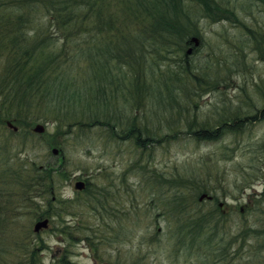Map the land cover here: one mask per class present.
Returning <instances> with one entry per match:
<instances>
[{
	"label": "trees",
	"instance_id": "1",
	"mask_svg": "<svg viewBox=\"0 0 264 264\" xmlns=\"http://www.w3.org/2000/svg\"><path fill=\"white\" fill-rule=\"evenodd\" d=\"M249 1V7L254 4L264 7V0ZM228 4L219 0H0V61L4 65L0 70V128H7L5 122L17 128L15 132L10 131V135L18 138L20 154L26 148L23 143L27 139L23 138L29 125L46 120L56 124V133L64 135L101 129L105 132L106 144L127 141L133 144L135 151L154 148L175 138L214 142L224 135L240 133V123L234 129L230 124L241 122L238 120L243 115V105L232 108L230 102L221 98L216 107L210 106V110L221 112L218 118L211 120L208 113L206 119L195 117L197 101L211 93L223 97L220 90L227 88V84H222L226 77L215 75L211 80L213 74L207 72L211 68L208 58L196 59L197 49L203 47L202 36L185 11L186 6H192L211 22L224 21L244 28L245 21L239 19ZM253 30V34H248V42L243 43L244 48L264 60V27L257 22ZM193 40L198 47L193 48L189 56L185 48L193 46ZM142 41L149 50L144 52L138 45ZM246 51L237 48L239 54L229 67H241ZM149 54L147 58L145 55ZM176 56L187 58L177 61ZM147 61L151 64L150 70L165 69L167 65L163 73H155V82L147 81L143 74L147 71H144ZM168 62L176 66L172 68ZM110 64L116 69L124 65L131 72L141 73L131 74L128 80L113 79ZM222 67L223 64L218 63L215 68L221 70ZM250 103L245 112L253 107ZM126 107L132 111L147 108V120L137 119L134 113L125 116L122 112L121 115ZM42 108L43 114L50 113L52 117L43 120L39 114ZM163 122L170 130L159 136L152 126ZM178 125L188 131L180 133ZM40 135L46 137L44 133ZM44 141L53 147L51 137ZM57 145L58 164L34 163L30 157L23 156L20 167L11 168L7 165L9 159L2 160L5 169H0V213H5L1 211L4 207L11 214L0 219V264H44L38 257V252L45 248L42 240L32 242L24 237L21 240L13 237L18 233L15 231L17 219L24 217L33 222L36 219L50 221V232L56 235L58 244H62V252L49 264H73L69 248L77 242L86 245L96 263L102 259L99 256L102 250L103 256L113 258L111 264H119L122 256L113 254L111 245L120 246L124 242L120 237L133 238L134 232L125 234L124 230V221L130 219V215L134 228L141 216L154 224L164 217L171 249L194 255L195 263L200 264H236L234 259L242 258L239 250L249 244L250 239L264 238V231L250 230L245 225L246 220L235 235L224 230L221 223L238 215L239 210H226L229 203L220 200L218 189L207 185L208 178L199 179L193 174L180 176L179 171L169 175L147 168V163L141 165L132 161L125 167L121 179L127 189L125 194H116L117 184L107 180L108 175L103 172L105 186L91 182L90 178L77 177L76 182L84 186L75 190L73 198L58 196L52 200L48 195L71 178L61 153L63 145ZM130 173L139 174L138 179L146 186L145 204L135 200L132 194L134 187L141 183H125ZM259 196L260 201H264ZM127 198L129 205L125 210L121 202ZM204 202L210 205L206 207ZM67 215L75 221L66 222ZM148 228L146 224L144 232ZM34 233L29 235H37ZM158 239V235H150L141 240L155 243ZM262 240L255 248L247 249L244 264H264V259L255 260L264 254ZM239 243L233 252V246ZM130 264L144 262L140 257Z\"/></svg>",
	"mask_w": 264,
	"mask_h": 264
},
{
	"label": "rangeland",
	"instance_id": "2",
	"mask_svg": "<svg viewBox=\"0 0 264 264\" xmlns=\"http://www.w3.org/2000/svg\"><path fill=\"white\" fill-rule=\"evenodd\" d=\"M224 3H229L228 6L232 7L238 15V18L245 21L244 28H240L238 25L232 26L231 24L224 23H214L203 18L200 13H197L192 6H186L185 11L188 13L189 20L194 22L198 33L201 34V43L203 47H199L196 51L198 54L197 60H203L204 57L208 58V63L210 67L208 69L209 74H213L211 80L215 78V75L218 78L226 77L223 81V85L227 84V88H223V97L217 93L207 94L198 100V110L195 111V117L198 119H206L208 117L212 120L218 118V115H221V112L217 110H210V106L216 107L221 98L225 99V102H230L231 107L243 105L245 108L248 106L249 102L253 105L252 108L246 110L244 108L243 115H241L238 121H233L230 125L231 128L239 126L238 132L234 133V136L231 134L224 135L221 139L214 142H196L191 139L185 138H175L169 140L170 142H164L159 146H154V148H146L145 150L135 151L132 148V143L124 141L119 144L107 143L105 142V132L103 130H95V128L84 131L77 135L76 133L64 135L62 133H56V124L51 123L49 120H46V117H52V114L49 115L43 114V108L41 110L40 117L43 120H46L45 123L41 121L38 123H32L29 125L24 146L25 150L20 154V147L18 138L10 135L11 129L1 127L0 128V169H5V165L2 160L9 159L7 165L11 168L20 167V161L23 160V156L30 157L34 163H56L58 164L59 155L58 153L54 156L51 155V149L54 147H59L57 144L61 143L63 145L62 155H64L65 165L67 166V171L71 177L62 188L56 187V189L48 195V198L51 197L52 200L54 197H65L73 198L75 195V190H78L75 186L77 177L90 178L91 182L101 184L105 186L104 181L105 175L107 174V180H111V183L116 185L115 192L118 195L125 194L127 190L125 185L122 184L121 179L123 180V171L126 166H128L132 161L139 162L141 165L147 163V168L158 169L159 171H165L166 174H175L179 171L180 176L185 174H193L199 179L208 178L209 187H214L218 189V197L220 200H224L229 203L226 210L235 211L239 210L238 215H233L229 220L225 219L221 226H224V230L231 232L234 235L238 233V229L242 227L241 224H244L246 220V226H249L250 230L254 232L262 233L264 231V201H260L261 195L264 198V112H261L264 109V60L257 58V54H254L252 51H246V45L243 43L248 42V34L251 35L254 33L253 27L259 22V26L264 27V7L257 6L254 4L251 7L248 6L249 0H219ZM253 4V3H252ZM132 29V28H131ZM130 32V31H129ZM132 34H137L136 32L131 31ZM238 37L239 39H236ZM145 39V38H143ZM241 42V43H240ZM145 43L142 41L139 46L143 47V51L149 50L145 46ZM198 46H190L185 48V52L189 49L190 56L193 48ZM242 47L246 54L244 62L241 67L237 66L229 67L231 61L236 57L237 48ZM69 50V49H68ZM147 58H150L151 54L145 55ZM177 61H181L184 56H176ZM187 58V57H186ZM184 58V59H186ZM123 59V58H122ZM218 63H222L223 67L217 69ZM163 66L167 63H162ZM121 65V64H119ZM143 73L146 75L145 79L148 81L155 82L156 75L155 73H163L166 70H150V62L147 61L145 64ZM168 65L172 68L176 66L173 62H168ZM113 68V64H110ZM121 70L113 68V71L110 72L113 79L116 77L120 79L128 80L131 74L135 76L136 70L132 72L129 68L121 65ZM4 67L3 63L0 61V70ZM227 67V69H224ZM235 67V68H234ZM150 68V69H149ZM240 70H237V69ZM153 71V72H152ZM178 72V70H173ZM131 72V73H129ZM109 73V74H110ZM151 74V76H150ZM134 82L133 80H129ZM151 83V82H149ZM141 84V83H140ZM138 84V86L140 85ZM131 88V86H129ZM141 88V85L139 86ZM244 88V92H241V89ZM128 110V111H127ZM210 110V111H209ZM125 116L128 113H134L137 115L139 120H147L148 109L137 108L136 110H130V107H126L121 110L120 114L123 113ZM192 114L193 111L191 112ZM190 117V116H189ZM254 117V118H253ZM191 118V117H190ZM29 121V120H27ZM149 121V120H148ZM164 121V119L162 120ZM161 121V122H162ZM158 123V122H157ZM165 122L161 124H153L152 128L155 130L157 135L161 136L164 133H167L170 129L166 128ZM42 125L43 133L46 137H42L39 134H35L31 131L35 125ZM180 133H185L188 131L182 125L177 126ZM75 132V131H73ZM42 133V134H43ZM230 133V132H229ZM48 136V137H47ZM52 139L51 148L46 144L44 140L47 138ZM57 150V149H56ZM58 156V157H57ZM27 160V159H26ZM1 171V170H0ZM103 172L106 174L103 175ZM199 173V174H197ZM208 176H207V175ZM103 175V176H102ZM102 176V177H101ZM139 174H132L125 177V183L127 185L133 183L137 184V181L140 182ZM141 185L134 187L133 193L134 199L138 200L139 203L145 204L147 200L146 186L141 181ZM242 187V188H241ZM58 188V190H57ZM223 196V198H222ZM130 198V197H129ZM121 202L122 207L126 210L128 204V199ZM120 197L117 198V200ZM2 200V199H1ZM0 200V202H1ZM210 204L204 202V206L208 207ZM10 207V205H8ZM242 212H241V211ZM1 211L5 213H0V219L5 217H10L8 209L4 207L1 208ZM130 215V212H129ZM133 216L130 215L125 222L124 230L125 234L134 232L133 238L122 239V244L116 246V244L111 245L114 248L113 254L122 256V259L119 264H130L132 260H138L140 257L143 259L144 264H200L195 263L194 255L190 256L183 253H176L171 249L170 241L168 240L169 234L167 233V223L165 218L162 217L157 221V225L151 223V219H146L143 216L139 218L138 226L134 228L132 225ZM44 219H36L34 222L27 220V218L17 219V224L15 231L17 235H13L14 239L21 240V237H24V240L37 242L42 240L45 248L38 252V257L44 262V264H49L51 260L58 257L62 252V244H58V238L51 229L50 221L48 220L47 227L45 229H40L37 235L31 236L30 233L33 232L32 226L38 221ZM75 221L74 218L66 216V222ZM146 224H149V228L144 229ZM6 232H10L5 230ZM115 231V230H114ZM115 234V233H114ZM122 235L121 233H119ZM28 235V236H27ZM158 235L159 239L155 243L144 242L141 239L147 238V236ZM4 236V235H3ZM1 236V237H3ZM37 236V237H35ZM116 236L117 233H116ZM233 236V235H231ZM254 236V234H253ZM116 238V237H115ZM264 238L256 237L250 239V243L246 244L239 251L242 254V258L239 260L235 258L236 264H244L245 255H247L248 248H255L259 245L258 242H263ZM143 242V243H141ZM240 243L236 246H233V252L236 251ZM108 247V246H107ZM71 253L70 259L73 261V264H111L113 258H107L103 256L102 250L99 251L102 257L101 260H97V263L92 259L89 249L82 242H77L75 245L69 248ZM127 252V253H126ZM134 253L135 255H131ZM125 256V258L123 257ZM125 259V261H124ZM264 259V254L259 255L256 258V261H261ZM123 262V263H121Z\"/></svg>",
	"mask_w": 264,
	"mask_h": 264
},
{
	"label": "water",
	"instance_id": "3",
	"mask_svg": "<svg viewBox=\"0 0 264 264\" xmlns=\"http://www.w3.org/2000/svg\"><path fill=\"white\" fill-rule=\"evenodd\" d=\"M192 43H194V46H198V43L195 42L194 40L192 41ZM190 52V50L188 49L186 51V54H188ZM5 126H7V128L9 127V129H11L12 132H15L17 130V128L15 126H12L9 122H5ZM43 126L42 125H35L33 129H31V131L35 134H42L43 133ZM58 153V151L56 150V148L51 149V154L52 155H56ZM75 186L77 187L78 190H81L83 188V184L80 182L75 183ZM47 223L48 220L44 219L42 221H38L37 223H35L32 226V230L35 231V233H38L40 231V229H45L47 227Z\"/></svg>",
	"mask_w": 264,
	"mask_h": 264
},
{
	"label": "bare ground",
	"instance_id": "4",
	"mask_svg": "<svg viewBox=\"0 0 264 264\" xmlns=\"http://www.w3.org/2000/svg\"><path fill=\"white\" fill-rule=\"evenodd\" d=\"M182 19H183V18H182ZM182 19H181V20H182ZM221 19H222V18H221ZM224 19H226V18H224ZM185 20H188V19H185ZM188 21H189V20H188ZM188 21H187V22H188ZM229 22H231V21H229ZM180 23H182V22L180 21ZM183 24H185V23H183ZM186 24H187V23H186ZM181 25H182V24H181ZM181 25H179V26H181ZM192 25H193V24H192ZM184 26H185V25H184ZM194 26H195V25H194ZM193 28H194V27H193ZM182 29H183V28H182ZM186 29H187V28H186ZM192 30L194 31V29H192ZM192 30H190V31H192ZM179 31H180V30H179ZM185 31H188V29L185 30ZM152 32H153V31H152ZM146 33H147V32H146ZM162 33H163V32H162ZM162 33H161V34H162ZM181 33H182V32H181ZM149 34H150V32H149ZM152 34H153V33H152ZM155 34H156V33H155ZM157 35H158V34H157ZM168 35H169V34H168ZM147 36H148V35H147ZM150 36H151V35H150ZM152 36H153V35H152ZM152 36H151V37H152ZM158 36L160 37L161 35H158ZM163 36H164V35H163ZM154 37H155V36H154ZM169 37H170V36H169ZM160 38H161V37H160ZM165 38H166V37H165ZM146 39H147V38H146ZM149 39H150V38H149ZM168 39H169V38H168ZM166 40H167V39H166ZM166 40H165V41H166ZM159 41H160V40H159ZM162 41H163V39H162ZM165 41H164V42H165ZM127 49H128V48H127ZM116 50H117V49H116ZM129 50H130V49H129ZM157 144H158V143H157ZM151 182H152V181H151ZM154 185H156V184H154ZM218 211H219V210H218ZM220 212H221V211H220ZM216 216L218 217L219 215H216ZM226 216H227V215H226ZM222 218H223V216H222ZM105 233H106V232H105ZM101 234H102V233H101ZM98 235H100V234H98ZM102 235H103V234H102ZM101 237H103V236H101ZM104 237H105V235H104ZM106 237H107V236H106ZM107 240H108V239H107Z\"/></svg>",
	"mask_w": 264,
	"mask_h": 264
}]
</instances>
